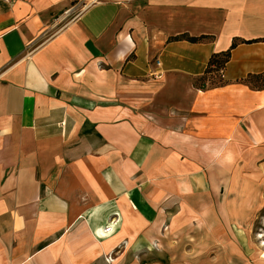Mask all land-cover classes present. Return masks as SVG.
Listing matches in <instances>:
<instances>
[{
  "label": "crops",
  "instance_id": "crops-1",
  "mask_svg": "<svg viewBox=\"0 0 264 264\" xmlns=\"http://www.w3.org/2000/svg\"><path fill=\"white\" fill-rule=\"evenodd\" d=\"M234 43L225 85L196 87ZM252 76L264 0L0 2V264H107L161 245L179 210L216 232L228 167L264 157ZM219 232L218 258L240 259L245 237Z\"/></svg>",
  "mask_w": 264,
  "mask_h": 264
},
{
  "label": "rangeland",
  "instance_id": "rangeland-1",
  "mask_svg": "<svg viewBox=\"0 0 264 264\" xmlns=\"http://www.w3.org/2000/svg\"><path fill=\"white\" fill-rule=\"evenodd\" d=\"M251 161V165L247 164ZM225 174L227 177L220 181L218 193L212 196V212L219 217L230 216L232 220L220 218L216 232L205 231L207 227L196 217L187 221L188 215L179 210L177 217L180 214L187 218L179 220L177 226L190 230L188 233H180V228L172 225L173 219H168L164 231L169 232L162 237L161 245L155 242L138 251L127 247L105 256L104 261L114 264L122 257L124 264H264V157L239 158ZM204 203H210V199ZM105 230L109 231L108 225ZM209 232L212 238L205 235ZM217 232L226 234L229 240H234L233 234L239 232L245 237L248 250H243L241 258L232 259V263L228 258H218L223 238H213ZM226 247H222L224 253Z\"/></svg>",
  "mask_w": 264,
  "mask_h": 264
},
{
  "label": "trees",
  "instance_id": "trees-1",
  "mask_svg": "<svg viewBox=\"0 0 264 264\" xmlns=\"http://www.w3.org/2000/svg\"><path fill=\"white\" fill-rule=\"evenodd\" d=\"M186 39L190 42H198L202 38H192L189 36H181L176 38V40ZM237 43H234L231 48L223 53L215 54L212 56L209 66L205 72V75L195 81V86L201 89L219 88L223 87L225 83L223 82L220 71L225 68L226 64L230 60L231 50L235 48ZM246 83L251 84L253 88L262 90L264 89V76H252L246 80Z\"/></svg>",
  "mask_w": 264,
  "mask_h": 264
},
{
  "label": "bare ground",
  "instance_id": "bare-ground-1",
  "mask_svg": "<svg viewBox=\"0 0 264 264\" xmlns=\"http://www.w3.org/2000/svg\"><path fill=\"white\" fill-rule=\"evenodd\" d=\"M168 167H169V166H168ZM107 225L109 226V231H107V230H105V229L101 231V235H102V237H100V238L103 239V240L109 239V238L112 236V234H113V232L111 231V229L113 230L115 224H114V223L111 224V222H108ZM117 242H118V241H117ZM115 244H116V243H115ZM223 259H224V258H223Z\"/></svg>",
  "mask_w": 264,
  "mask_h": 264
},
{
  "label": "built area",
  "instance_id": "built-area-1",
  "mask_svg": "<svg viewBox=\"0 0 264 264\" xmlns=\"http://www.w3.org/2000/svg\"><path fill=\"white\" fill-rule=\"evenodd\" d=\"M25 0H0V2H3L9 6L17 5L21 2H24ZM221 76L223 77V70L220 71Z\"/></svg>",
  "mask_w": 264,
  "mask_h": 264
}]
</instances>
